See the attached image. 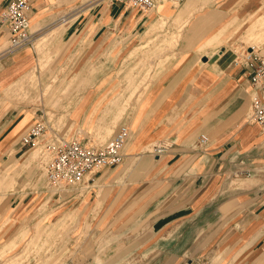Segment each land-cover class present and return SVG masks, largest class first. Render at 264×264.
Instances as JSON below:
<instances>
[{"label":"crops","instance_id":"0c3cea01","mask_svg":"<svg viewBox=\"0 0 264 264\" xmlns=\"http://www.w3.org/2000/svg\"><path fill=\"white\" fill-rule=\"evenodd\" d=\"M10 1L0 0V93L51 56L55 75L67 63L87 79L71 87V138L100 145L118 130L106 127L131 128L124 162L84 183L89 218L112 240L102 263L96 253L81 264H264V129L248 120L254 69L238 60L241 37L264 31V0H158L152 10L30 0L34 44L6 52ZM248 47L264 56V42ZM130 77L142 89H127ZM123 92L142 96L116 121L102 98ZM19 109L0 107V159L28 151L20 138L39 120ZM160 141L170 147L156 154L149 147Z\"/></svg>","mask_w":264,"mask_h":264},{"label":"rangeland","instance_id":"374dc122","mask_svg":"<svg viewBox=\"0 0 264 264\" xmlns=\"http://www.w3.org/2000/svg\"><path fill=\"white\" fill-rule=\"evenodd\" d=\"M253 32L255 38L241 37L239 53L249 45L264 42L260 38L264 35L263 30ZM167 37L168 34L163 35L161 41L168 42ZM172 38L175 40L177 37ZM37 49L40 50L39 45ZM164 50L161 46V56ZM51 59L48 56L47 60H41L26 75L16 79L10 92L2 91L0 107L27 111L36 120L45 121L51 132L68 133L71 138L75 129L69 112L73 96L71 87L83 85L87 79L72 77L75 67L72 69L67 63H60L61 70L56 73L62 76L55 75L52 71L56 62ZM118 66L115 63L113 70ZM119 81L116 78L113 84L116 82L119 85ZM146 82L147 79H142L141 84L146 85ZM125 84L133 91L142 89L136 86L135 77L126 79ZM141 96L139 93L123 92L105 94L102 99H107L109 107H117L115 119L120 121ZM116 128L120 127H106V135H112ZM149 148L153 150L154 146ZM26 149L28 151L21 157L10 161L0 159V264H81L91 260L96 253L95 260L102 263L112 239L97 233L99 227L92 224L89 218L88 204L91 200L86 191L90 188L89 183L83 184V188L71 187L60 193L57 187L48 183L43 164L46 160L42 158L40 148ZM247 177V174L240 175L234 181L242 183L244 180L241 179ZM76 196L81 197L78 199ZM21 199L23 201L19 204ZM98 252L101 254L98 255Z\"/></svg>","mask_w":264,"mask_h":264},{"label":"built area","instance_id":"2783aa9c","mask_svg":"<svg viewBox=\"0 0 264 264\" xmlns=\"http://www.w3.org/2000/svg\"><path fill=\"white\" fill-rule=\"evenodd\" d=\"M118 1L142 10H152L158 4V0ZM172 1L179 4L184 0ZM30 8V0H11L1 14V22L11 33L6 52L28 45L33 46L35 36L29 16ZM238 60L254 69L250 80L255 91L251 98L248 120L258 123L264 129V96L259 92L264 88V56L244 48ZM130 135L131 128L122 125L106 143L88 145L77 138L65 137L60 132H51L46 122L39 120L21 136L20 141L31 149L40 148L41 156L46 160L43 164L48 183L57 187L61 193L62 190L82 186L89 173L121 165L124 162V152ZM208 139L207 134H202L200 144H206ZM169 147V142L160 141L154 146L153 151L162 154Z\"/></svg>","mask_w":264,"mask_h":264}]
</instances>
